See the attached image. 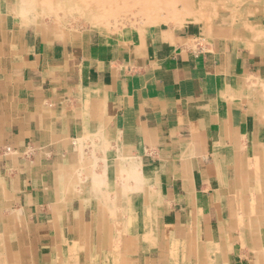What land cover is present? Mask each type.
Instances as JSON below:
<instances>
[{"label": "crops", "instance_id": "0c3cea01", "mask_svg": "<svg viewBox=\"0 0 264 264\" xmlns=\"http://www.w3.org/2000/svg\"><path fill=\"white\" fill-rule=\"evenodd\" d=\"M252 22L15 34L0 55V243L64 253L119 196L140 252L149 231L156 253L264 264V19Z\"/></svg>", "mask_w": 264, "mask_h": 264}, {"label": "rangeland", "instance_id": "374dc122", "mask_svg": "<svg viewBox=\"0 0 264 264\" xmlns=\"http://www.w3.org/2000/svg\"><path fill=\"white\" fill-rule=\"evenodd\" d=\"M221 19L249 26L262 21L264 0H0V55L10 56L20 43L15 34L24 32L43 37L45 32L83 29L112 36L159 26L208 27ZM116 199L103 210L100 226L84 231L81 241L69 236L64 253L26 254L28 246L9 241L0 243V264H221L197 254L193 258L177 245L156 253L149 231L144 235L147 248L140 252L141 233L131 224L135 214ZM259 217L264 218V210Z\"/></svg>", "mask_w": 264, "mask_h": 264}]
</instances>
